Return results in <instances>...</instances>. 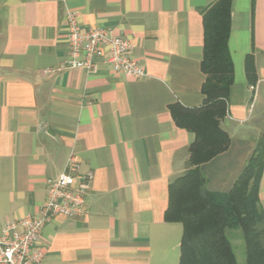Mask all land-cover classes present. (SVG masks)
Instances as JSON below:
<instances>
[{
  "label": "crops",
  "instance_id": "0c3cea01",
  "mask_svg": "<svg viewBox=\"0 0 264 264\" xmlns=\"http://www.w3.org/2000/svg\"><path fill=\"white\" fill-rule=\"evenodd\" d=\"M216 1L0 0V233L39 212L47 179L74 152L80 173L94 175L84 213L44 226L41 264H180L184 225L167 218L170 184L189 169L196 134L177 125L170 105L204 103L203 14ZM69 10L84 30L130 38L147 75L102 60L96 73L70 68ZM229 49L235 81L221 126L231 141L199 166L219 192L264 134V0H233ZM259 197L264 210V172Z\"/></svg>",
  "mask_w": 264,
  "mask_h": 264
},
{
  "label": "trees",
  "instance_id": "16d2710c",
  "mask_svg": "<svg viewBox=\"0 0 264 264\" xmlns=\"http://www.w3.org/2000/svg\"><path fill=\"white\" fill-rule=\"evenodd\" d=\"M233 0H217L203 14L206 75L204 103L188 108L170 105L180 127L195 132L189 169L170 184L167 218L184 225L180 264H239L228 229H240L246 246L245 264H264V210L259 187L264 172V134L243 172L227 192L206 188L200 164L209 161L230 144V134L221 126L231 86L235 81L229 49ZM251 82L256 81L253 56L247 57Z\"/></svg>",
  "mask_w": 264,
  "mask_h": 264
},
{
  "label": "built area",
  "instance_id": "2783aa9c",
  "mask_svg": "<svg viewBox=\"0 0 264 264\" xmlns=\"http://www.w3.org/2000/svg\"><path fill=\"white\" fill-rule=\"evenodd\" d=\"M69 67L88 73L98 72L99 60L115 72L144 78L145 68L132 56L133 44L127 36L105 28L84 30L78 14L68 11ZM93 173H80V164L71 153L65 169L47 179L46 199L39 212L7 222L0 233V264H41L44 253L37 246L44 226L58 215L75 217L84 213L86 194L91 188Z\"/></svg>",
  "mask_w": 264,
  "mask_h": 264
},
{
  "label": "rangeland",
  "instance_id": "374dc122",
  "mask_svg": "<svg viewBox=\"0 0 264 264\" xmlns=\"http://www.w3.org/2000/svg\"><path fill=\"white\" fill-rule=\"evenodd\" d=\"M240 231H241L240 229H229L228 232L232 234L231 239L234 245V249H235L239 264H245L246 246H245L244 238L243 236H241Z\"/></svg>",
  "mask_w": 264,
  "mask_h": 264
}]
</instances>
